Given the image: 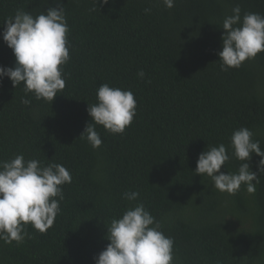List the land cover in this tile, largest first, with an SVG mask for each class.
Returning a JSON list of instances; mask_svg holds the SVG:
<instances>
[{
    "label": "trees",
    "instance_id": "16d2710c",
    "mask_svg": "<svg viewBox=\"0 0 264 264\" xmlns=\"http://www.w3.org/2000/svg\"><path fill=\"white\" fill-rule=\"evenodd\" d=\"M69 26L70 60L65 88L52 103L27 96L0 80V160L23 154L44 165L59 163L72 175L62 186L61 212L46 233L31 224L22 245L0 240V264H95L110 241L108 227L139 201L174 240L173 264H264V176L255 194L245 185L235 195L220 192L197 174L198 156L247 127L264 149V52L240 68L222 71L220 26L237 4L264 15V0H62ZM56 0H0V32L17 9L33 16ZM145 8H151L145 13ZM15 63L0 35V66ZM143 70L145 76L137 73ZM103 83L130 90L136 114L123 134L101 125L93 149L79 137L91 123L88 104L97 103ZM31 103L25 105L22 99ZM234 156L221 171L236 173ZM255 183V181H253Z\"/></svg>",
    "mask_w": 264,
    "mask_h": 264
},
{
    "label": "clouds",
    "instance_id": "9594fccd",
    "mask_svg": "<svg viewBox=\"0 0 264 264\" xmlns=\"http://www.w3.org/2000/svg\"><path fill=\"white\" fill-rule=\"evenodd\" d=\"M160 2L168 9L175 6V0ZM108 3L109 0H94L90 11H95L98 4ZM63 5L62 0H56L55 7L35 16L17 9L4 20L0 32L15 56L13 66H0V80L7 77L14 88L23 83L26 96L31 93L36 100L49 103L66 86L63 65L70 60V29ZM144 12L150 13L151 8H145ZM220 26L224 32L222 50L217 54L222 71L240 68L246 60L264 52V15L247 12L242 17L237 4ZM137 75L143 79L145 73L141 70ZM22 103L28 105L31 100L24 98ZM87 111L92 122L79 138L98 149L102 139L96 125L111 134H123L136 114V100L130 90L103 83L97 89V103L88 104ZM253 135L247 127L235 130L231 136V155L224 144L207 148L199 154L195 172L210 177L220 192L235 195L243 184L250 195L255 194L261 178L251 170L250 161L253 153L260 157L256 167L264 176V149L259 140L252 139ZM232 156L242 163L238 172L226 174L221 167ZM71 182L70 171L59 163L44 165L36 159L26 160L23 154L0 160V240L22 245L26 238H31L27 232L29 224L41 234L46 233L61 212L62 186ZM123 197L137 203L107 224L110 243L94 257L95 264H173L174 240L161 231V223L139 201V191H126Z\"/></svg>",
    "mask_w": 264,
    "mask_h": 264
}]
</instances>
